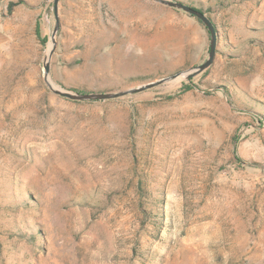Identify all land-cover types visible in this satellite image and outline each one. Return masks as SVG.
I'll return each mask as SVG.
<instances>
[{
    "label": "rangeland",
    "instance_id": "obj_1",
    "mask_svg": "<svg viewBox=\"0 0 264 264\" xmlns=\"http://www.w3.org/2000/svg\"><path fill=\"white\" fill-rule=\"evenodd\" d=\"M54 1L0 0V264H264V0H176L215 23L213 65L77 102L45 82ZM59 16L55 88L122 92L208 59L205 25L154 0Z\"/></svg>",
    "mask_w": 264,
    "mask_h": 264
},
{
    "label": "water",
    "instance_id": "obj_2",
    "mask_svg": "<svg viewBox=\"0 0 264 264\" xmlns=\"http://www.w3.org/2000/svg\"><path fill=\"white\" fill-rule=\"evenodd\" d=\"M59 1L60 0H55L54 1V15H55V28L52 34V49L50 51L49 56L47 57L46 63H45V82L47 85L51 88V90L58 96L67 98L70 100L74 101H106V100H113V99H118V98H123L129 95H134L138 94L141 92H144L146 90L152 89L156 86H159L161 84H164L166 82L170 81H176L180 79H185V80H191L194 77L200 75L201 73L205 72L207 69H209L216 57L217 53V44H218V30L216 28L215 23L212 21L210 17H208L204 11L193 8L192 6L185 4L180 1L176 0H154L158 3H161L165 6L175 8L178 10H182L196 18H198L207 28L209 34H210V50H209V55L208 59L202 63L201 65L192 68L188 71H183L179 72L176 74H173L171 76L165 77L163 79H160L156 82L148 83L143 86H140L138 88H133L127 91H122V92H116V93H78V92H73L69 90H65L62 88H55L53 84L50 81L49 73H50V58L52 57L54 50L57 46L56 42V36L60 30L61 27V22H60V16H59Z\"/></svg>",
    "mask_w": 264,
    "mask_h": 264
},
{
    "label": "trees",
    "instance_id": "obj_3",
    "mask_svg": "<svg viewBox=\"0 0 264 264\" xmlns=\"http://www.w3.org/2000/svg\"><path fill=\"white\" fill-rule=\"evenodd\" d=\"M194 8V7H193ZM35 33H36V36L37 38L45 43V38H42V31H41V26H40V23H37L36 27H35ZM192 88H190V86H186L185 88H183L181 90V93H186L188 91H190ZM75 92H78V93H83V94H86L85 92H81V91H75ZM173 97L170 96L169 99H172ZM77 102V101H76ZM139 191H140V194H141V197H146V192H145V188L144 187H139Z\"/></svg>",
    "mask_w": 264,
    "mask_h": 264
}]
</instances>
